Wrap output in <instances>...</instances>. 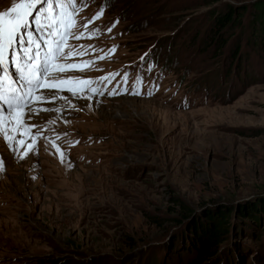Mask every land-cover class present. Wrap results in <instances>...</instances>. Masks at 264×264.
Returning a JSON list of instances; mask_svg holds the SVG:
<instances>
[{"label": "rangeland", "instance_id": "1", "mask_svg": "<svg viewBox=\"0 0 264 264\" xmlns=\"http://www.w3.org/2000/svg\"><path fill=\"white\" fill-rule=\"evenodd\" d=\"M257 1L77 0L70 31L84 36L66 45L85 55L59 62L94 63L52 75L97 91L40 90L49 99L33 109L52 111L24 116L42 134L23 159L0 133V264H192L190 224L222 207L233 211L226 239L200 264H264V215H246L264 197ZM20 2L0 0V11ZM225 4L244 11L220 48L209 40Z\"/></svg>", "mask_w": 264, "mask_h": 264}, {"label": "snow or ice", "instance_id": "2", "mask_svg": "<svg viewBox=\"0 0 264 264\" xmlns=\"http://www.w3.org/2000/svg\"><path fill=\"white\" fill-rule=\"evenodd\" d=\"M76 2L77 0H21L5 11H0V133L9 149L20 153L21 159L33 151L36 136L42 134L38 125H25L24 116L29 115L30 118V114H38L39 111H52L48 108L33 109L34 103L49 99L40 90H67L73 96L86 89L91 92L97 91L96 88L91 87L93 82L90 79L55 80L52 75L70 70L83 71L94 63L91 60L83 61L82 64L59 62L66 61L71 56L85 55L84 51L71 50V45H66L69 38L78 40L84 36V33L74 35L70 31L77 23L75 17L78 13L74 6ZM103 13L104 8L101 7L84 27L93 24L103 16ZM29 17L32 19L29 20ZM112 27H115V24ZM111 30V27L107 29L108 32ZM98 32L97 29L88 35L93 37ZM112 52H115V47L105 56H99L97 59H105ZM9 65L14 71H9ZM107 79L109 77L100 78L101 81ZM74 83L83 87L77 90L71 87ZM56 98V95L50 97L52 100ZM15 109L21 111L14 112ZM3 113H8L9 116L6 117ZM32 128L37 129L35 135L31 132ZM20 129H23L21 136H31L33 140V143L27 144L26 148L23 147L26 139H18L16 136ZM9 131L12 133L11 136ZM57 151L63 157L64 153L58 147ZM2 165L3 161L0 158V170H3Z\"/></svg>", "mask_w": 264, "mask_h": 264}, {"label": "trees", "instance_id": "3", "mask_svg": "<svg viewBox=\"0 0 264 264\" xmlns=\"http://www.w3.org/2000/svg\"><path fill=\"white\" fill-rule=\"evenodd\" d=\"M218 0H210V3ZM251 17L249 27L251 28L250 39L254 43L262 44L264 47V0L257 1L251 7ZM244 11L238 10L231 4H225V7L220 12H213V32L210 36V43H220L221 48L226 39L223 40L221 31L228 26L231 28L238 27L240 21V14ZM257 41H256V40ZM237 52L234 53L236 55ZM229 209V208H228ZM227 207L217 209L215 212L206 215L202 220L190 224L189 239L190 249L193 254L192 264H200L201 262L215 256L219 245L226 239L227 229L229 225V214L232 211ZM246 215L256 221L258 213L264 215V197L259 199L258 204H251ZM233 212V211H232Z\"/></svg>", "mask_w": 264, "mask_h": 264}, {"label": "bare ground", "instance_id": "4", "mask_svg": "<svg viewBox=\"0 0 264 264\" xmlns=\"http://www.w3.org/2000/svg\"><path fill=\"white\" fill-rule=\"evenodd\" d=\"M38 106V105H37ZM46 106H48V105H46V104H44V103H40L39 104V108H49V107H46ZM50 107H52V105L50 104L49 105ZM53 108H56V107H53ZM25 118V117H24ZM34 130H36V128H34ZM46 134L48 135V136H50V137H52V131H50V132H46ZM59 138H60V135H59ZM57 136H56V138H54L53 140L54 141H56L57 143H59L60 141V139H59ZM50 141H52V138H51V140Z\"/></svg>", "mask_w": 264, "mask_h": 264}]
</instances>
